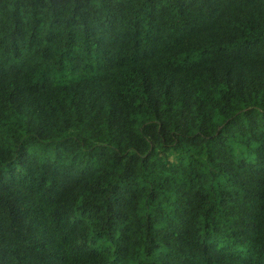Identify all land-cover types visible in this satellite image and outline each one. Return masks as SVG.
<instances>
[{
	"label": "trees",
	"instance_id": "obj_1",
	"mask_svg": "<svg viewBox=\"0 0 264 264\" xmlns=\"http://www.w3.org/2000/svg\"><path fill=\"white\" fill-rule=\"evenodd\" d=\"M0 264H264V0H0Z\"/></svg>",
	"mask_w": 264,
	"mask_h": 264
}]
</instances>
